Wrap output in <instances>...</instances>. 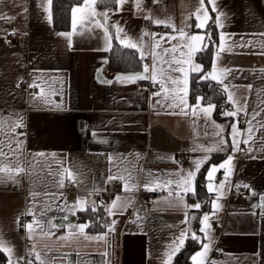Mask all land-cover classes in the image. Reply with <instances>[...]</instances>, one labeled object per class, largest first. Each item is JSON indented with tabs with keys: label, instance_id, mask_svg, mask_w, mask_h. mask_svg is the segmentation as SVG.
Wrapping results in <instances>:
<instances>
[{
	"label": "crops",
	"instance_id": "obj_1",
	"mask_svg": "<svg viewBox=\"0 0 264 264\" xmlns=\"http://www.w3.org/2000/svg\"><path fill=\"white\" fill-rule=\"evenodd\" d=\"M145 1L126 0L120 6L115 0H88L86 11L75 13L74 29L73 10L85 7L81 0L71 8L69 29L58 30L52 0H0V147L7 154L5 164L12 162V171L0 172V237L12 249L11 264L22 259L39 264L37 252L46 264H110L111 260L167 264L169 246L186 229L187 239L170 264L193 232L199 239L191 240L198 248L189 264H194L192 256L203 251V244L209 249L197 257L199 264H264V2L214 0L213 10V4L204 0L208 19L201 29L195 16L199 0H148L144 7ZM211 26L216 39L206 73L215 67L218 80H223L222 84L213 80L228 104L219 108L222 119H216L215 107L210 115L170 107L178 99L175 86L166 79L168 75L183 79L167 63L179 67L174 61L185 59L180 55L184 37L179 30L203 35L208 47ZM117 27L122 29L119 39ZM9 32L19 36L12 44L4 40ZM121 39L138 44L140 51L131 49L142 61L140 71L109 68L113 44L124 47ZM174 45L176 53H165ZM203 51L193 57L202 68ZM153 53L157 70L165 73L164 90L160 75L156 83L151 78ZM222 70L228 71L221 75ZM193 73L197 74L189 72L187 85L190 106L197 103V99L190 102ZM139 74L148 78L117 79ZM154 84L158 88L153 89ZM207 105L201 100V108ZM232 112L236 115L226 114ZM240 115L245 116L244 126ZM16 123L23 126L13 131ZM217 125L223 127L220 136L215 134ZM233 125L239 133L238 150L232 147ZM221 138L226 145H219ZM18 141L20 149L11 152ZM217 147L224 150L208 151ZM244 149L248 152L242 153ZM179 156L187 157L185 167L179 166ZM229 156L230 165L219 168ZM205 157L194 180L196 193V178L203 171V193L185 194L177 187L180 174L194 171L193 161ZM17 166L24 171L16 173ZM213 166L218 171L209 181ZM109 176L117 178L109 180ZM66 179L75 183L73 189H67ZM126 180L130 191L124 190ZM178 191L185 204L199 203L200 208L178 205ZM149 193L155 197L151 205L145 202ZM101 206L102 230L90 232V223L81 214L88 207ZM205 214L207 226L202 223ZM194 215L197 230L190 221ZM21 217L27 218L24 224ZM113 221L114 230L109 231ZM28 224H33L31 232ZM82 225L86 227L81 232ZM100 236L104 238L97 239ZM28 240L32 246L26 248ZM113 246H120V251L114 252ZM9 261V254L0 250V264Z\"/></svg>",
	"mask_w": 264,
	"mask_h": 264
},
{
	"label": "snow or ice",
	"instance_id": "obj_2",
	"mask_svg": "<svg viewBox=\"0 0 264 264\" xmlns=\"http://www.w3.org/2000/svg\"><path fill=\"white\" fill-rule=\"evenodd\" d=\"M115 2L122 6L123 3L126 2V0H115ZM49 3H50V0H49ZM93 3H94V0H93ZM209 3H212L213 4V10H214V0H209ZM199 4H200V7L196 9V12H195V16H196V19L197 20H200V23L196 24V27L197 28H204L205 27V20L208 19L207 17V14H206V9H204L203 5H204V0H199ZM89 4H88V0H85V7L84 8H81V9H74L73 10V28L75 29L76 28V19H75V13L77 11H86V9L88 8ZM139 6V5H138ZM204 14V20H201V14ZM92 15H94V11L91 13ZM104 17L105 19H107V13H104ZM2 18V17H0ZM146 19H150L151 17H145ZM219 21L217 20L216 23H218ZM155 23L157 24H160L162 23L160 20H156ZM107 32V30H105ZM122 32V29L118 28L117 27V38L119 39V33ZM180 32V36L181 37H184L183 41L181 42V44L179 45L181 51H180V55L181 57H185V59H177L174 61V63L176 65H179V67H173V62L172 61H168V65H169V70L171 72H180L183 74V79L181 80L180 78H172L170 75H168L166 77L167 81H169L172 85L175 86V91L177 92V99H178V103H174V105H170V107H180L181 109V112H185V109L187 108H191V110L193 111V113L195 114L197 112V110L199 111H202L205 115H210L211 111L213 110V108L215 107L214 105L212 104H208L206 107H203L201 108L200 106V102L201 100H203V97H197V103L195 105H188V102H187V95H188V75H189V72H196V73H201L203 72V68L201 65L199 64H195L193 62V57H194V54L199 52V51H203L207 48V45L204 43V40H205V37L203 35H188L184 29H180L179 30ZM61 35H71V34H61ZM110 39V38H108ZM170 39H175V37H170ZM208 39H211V36H210V33L208 34ZM221 39L223 40L224 37L223 35H221ZM197 42H199V45L197 44ZM120 43L124 46V47H127V48H133V49H136L137 51H140V48L138 46V44L136 42H133V41H130V40H124V39H121L120 40ZM158 46V45H157ZM111 47V44L109 42L108 44V48L110 49ZM184 49H187V51H184ZM165 53H168L169 51H171L173 54L176 53L177 51V45H174L171 49H165L164 50ZM141 59L144 58V53L141 51ZM153 59H154V63H153V68H152V80H153V83H156L157 80H156V77L157 75H160L161 76V88L162 90L165 89V73H164V70L163 69H160L159 71L157 70L156 68V64H155V59H156V54L153 53ZM184 64H187L189 65V67L185 68L183 67ZM149 71L148 69V66L145 65L144 66V72L147 73ZM228 70H222L221 71V75H223L225 72H227ZM216 73V69L215 67L213 68L212 72H208V73H204V75H202L200 77V79H212V80H217L218 83H223V80L222 79H219L217 78V75L215 74ZM148 77L144 74H139L137 76H133V77H117V79H129V80H136V79H147ZM225 91H227V87H225L224 89ZM182 93V94H181ZM154 96H158L160 95V93H153ZM229 99H231V95H229ZM237 111H240V109H237ZM186 114V113H185ZM227 115H236V113L232 112V113H226ZM22 123H16L14 126H13V131L15 130V128H19V127H22ZM219 131H217L215 134L217 136H220L221 133L223 132V127L222 126H219L217 125L216 126ZM253 129H252V126H251V122L249 121V128H248V132H249V138H251V133H252ZM238 130L236 128L235 125L232 126V147L234 150H238L239 148V143L240 141L236 139V136L238 135ZM245 144L248 143V140H244L243 141ZM227 144V141L224 140L223 138H221V140L219 141V145H226ZM22 145V142H17V148L16 149H11L10 148V151L15 153L16 151H18L20 149ZM213 150H217V151H223L224 148L222 147H217V148H214V149H208V151H213ZM249 151H251V149H249ZM7 159V154L4 153L2 147H0V172H10L12 171V168L10 167L11 165V161H9V163L6 165L5 164V160ZM18 159V157H17ZM207 159V157L201 159V160H195L193 161V164H194V167H195V170L192 171H188L186 174H180L181 175V179L177 182V187L179 189H182L184 191L185 194H187L188 192H191L193 195H195V186H194V180H195V176H196V173L199 172L200 170V167L201 165L205 162V160ZM231 160H232V157L229 156L228 157V160L225 161V163H222L219 165V168H225L226 166H229L230 163H231ZM24 171L23 167L22 166H17L15 168V172L16 173H19V172H22ZM218 171V168L217 166H213L209 172H208V179L209 181H211L212 177H213V174L215 172ZM229 175V172H226L225 173V179H227ZM117 177L115 176H109V180L111 179H115ZM121 179H124L123 177H120ZM128 179H132L131 176L128 177ZM168 183H171V182H168ZM62 184V182H61ZM224 183L222 182L220 184V188L223 189L224 188ZM146 188H148V185L146 184L145 185ZM208 190L211 192L213 191V186L211 183L208 184ZM245 187H247V185H245ZM124 190L125 191H130L132 190V188L129 186L127 180L125 181V185H124ZM151 190V189H149ZM176 196H177V201L176 203L178 205H183L185 208H188V207H193L195 209H199L200 208V204L199 203H196L194 205H187L184 203V197L180 195V192L178 191L176 193ZM119 197L116 198V200L113 201L112 203V208H115L117 206V202L119 201ZM262 200H264V197H261ZM78 203H83V201H79ZM95 210V209H93ZM111 214V211L110 213ZM187 215V214H186ZM209 220V216L207 214L204 215L203 217V221L202 223H204L206 226H207V221ZM115 221L112 222V226H109V231H113L114 230V225H115ZM185 223H187V220L185 221ZM26 227L29 229V232L32 231L33 229V224H28L26 225ZM53 227H55V225H53ZM86 227V225H82L80 226V231L82 232L83 229ZM201 231L203 232L204 229L202 228ZM187 233H188V230H184V231H181L180 233V236L176 238V240L174 241V244L173 245H170V249L171 251L169 253H166L165 255L167 256V264H170L171 262V259H172V256L178 252L180 250L181 247H183L184 245V242H185V239H187ZM104 237L103 236H100V237H97V239H103ZM61 239H64L63 237ZM191 239L193 240H198L199 237L196 235L195 232H193L191 234ZM203 251L201 252H197L195 255L192 256V260L194 262V264H199V262L197 261V257L198 256H203L206 254L207 250L209 249V244H203ZM0 250L6 252L9 254V257H10V261H9V264H11V253H12V249L10 247H7L5 242L3 241L2 237H0ZM36 255V259L39 261V264H46L45 260L41 257L40 253H35ZM29 264H31V261H29ZM162 264H165V262L162 261Z\"/></svg>",
	"mask_w": 264,
	"mask_h": 264
},
{
	"label": "trees",
	"instance_id": "obj_3",
	"mask_svg": "<svg viewBox=\"0 0 264 264\" xmlns=\"http://www.w3.org/2000/svg\"><path fill=\"white\" fill-rule=\"evenodd\" d=\"M80 2L81 0H52V15L56 29H69L71 8L73 5ZM99 4L101 5V2ZM208 30L210 31L211 39H209L208 47L200 55L204 71L197 74L193 73L191 75L190 102H194L197 97H203L202 102L204 104H213L215 106L216 119H222V116L219 113V108L228 104L221 86L213 80L200 79L210 67L213 54L212 46L216 39V31L214 28L211 26ZM109 68L117 72L140 71L142 68V61L138 58L136 51L133 49L120 47L114 43L109 57ZM204 183L205 179L202 171L196 178L197 195L203 193ZM81 216L85 221L90 223L87 228L88 231L99 232L102 230L104 218L102 206L96 210L88 207L82 212ZM190 221L192 222V228L197 230L198 216L194 215L193 219ZM197 248L198 246L196 242L188 238L185 247L182 248L176 256L174 264H189V258Z\"/></svg>",
	"mask_w": 264,
	"mask_h": 264
},
{
	"label": "built area",
	"instance_id": "obj_4",
	"mask_svg": "<svg viewBox=\"0 0 264 264\" xmlns=\"http://www.w3.org/2000/svg\"><path fill=\"white\" fill-rule=\"evenodd\" d=\"M262 2H264V0H262ZM143 5H144V7H147L149 5V1L148 0L145 1ZM160 30H164V28H160ZM18 38H19V36H18V34L16 32H9L6 35L4 40H5V42L7 44H12ZM156 88H158V84H154L153 85V89H156ZM239 119L241 121L240 125L244 126L245 125V122H244L245 121V116L244 115H240ZM247 152H248V149H244L242 151V153H247ZM177 162H178L180 167H185L186 164H187V157L179 156L177 158ZM218 178H219L218 176L215 177V180H218ZM114 186L115 187H119L120 186L119 182L114 183ZM66 187H67L68 190H71V189H73L75 187V183L73 181H71L70 179H66ZM154 199H155L154 195L152 193H149V194L146 195L145 202H146L147 205H151L154 202ZM26 220H27L26 217H21L20 218V223L24 224L26 222ZM30 246H32V241H30V240L25 241V247L28 248ZM112 249H113L114 252H116V251H120L121 247L120 246H113ZM217 256L218 255H216V257ZM17 264H27V263H26L25 259H22V260L18 261ZM32 264H37V262H33ZM110 264H115V262L113 260H111Z\"/></svg>",
	"mask_w": 264,
	"mask_h": 264
}]
</instances>
